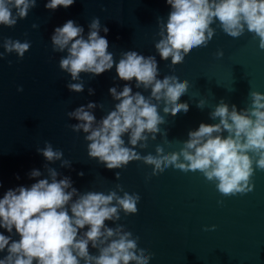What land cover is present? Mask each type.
<instances>
[{"label": "water", "instance_id": "95a60500", "mask_svg": "<svg viewBox=\"0 0 264 264\" xmlns=\"http://www.w3.org/2000/svg\"><path fill=\"white\" fill-rule=\"evenodd\" d=\"M47 2L50 0H37L27 17L17 18L13 27L0 25V198L8 189L30 187L39 179L51 182L49 169H54L57 180L69 177L77 189L68 205L70 215L71 203L89 191H116L121 197L124 192L139 195L136 214L126 215L121 209L120 219L106 220L105 225L113 229L122 225L132 238L138 237V248L146 249L145 255L151 254L148 264H264V170L257 168L254 153H249L253 159L249 181L252 190L225 196L216 187L218 181H208L198 170L184 172L169 166L153 175L155 166L142 159L107 169L88 155L90 142L86 136L90 133L71 127L82 121L68 115L84 106L96 117L92 125L96 128L119 103L109 89L115 87L121 92L125 84L132 87L133 95L140 92L146 99L151 98V86L136 87L135 78L120 80L115 64L128 51L146 59L154 57L156 79L175 76L188 82L186 93L177 103H187L189 110L173 116L164 112L163 100L151 98L164 118V123L158 125L160 131H145L147 141H138L135 146L129 143L130 133H125L123 146L140 157L156 156L157 146L164 149V154L179 152L189 139L188 133L198 130L201 123H219L211 113L221 101L229 105V110L235 105L241 111L250 107L251 92L264 94V49L259 47V38L246 28L240 37L233 38L216 20L209 25L214 34L207 45L193 48L182 63L172 65V57L161 59L156 48L166 37L171 11L166 0H75L70 7L60 6L55 11L45 8ZM12 14L16 15L15 9ZM94 18L100 20V35L109 42L114 66L98 76L82 72L73 80L59 67L67 50H54L51 36L56 27L73 20L83 27L82 35L87 39ZM104 27L109 29L107 34ZM9 38L30 43L23 58L5 50L4 41ZM221 51L223 56H217ZM69 84H83V91H71ZM89 89H94V94L90 95ZM201 101L203 107H198ZM89 102L97 106L88 109ZM214 135L227 137L228 133ZM46 142L54 151L63 152L61 159L48 161L37 151ZM32 170L41 175L30 178ZM80 172L84 175H78ZM85 231L87 226L80 234ZM0 234L10 235L4 228H0ZM11 235L13 240L20 239L15 229ZM88 250L93 256L99 255L91 242ZM4 255L6 252L0 253V258Z\"/></svg>", "mask_w": 264, "mask_h": 264}, {"label": "clouds", "instance_id": "9594fccd", "mask_svg": "<svg viewBox=\"0 0 264 264\" xmlns=\"http://www.w3.org/2000/svg\"><path fill=\"white\" fill-rule=\"evenodd\" d=\"M74 2L50 0L45 8L55 11L60 6L68 8ZM36 3L37 0H0V25L15 26L17 18H26ZM166 4L171 8L166 37L156 44V48L161 59L172 57V65L182 63L184 56L193 48L207 45L214 34L209 25L216 20L223 31L233 38L240 37L246 28L259 38V47L264 49V0H166ZM12 9L16 10L15 16ZM100 27L99 18H94L89 25L87 39L82 35L83 27L73 20L54 29L51 36L54 50L63 52L66 49L68 53L60 60L59 67L70 73L73 80L78 79L82 72L98 76L113 68V54L108 51L106 37L100 35ZM103 32L107 34L109 29L104 27ZM163 32L164 29L162 35ZM4 47L7 52L15 51L23 58L30 43L9 38L5 39ZM217 56H223V52H218ZM115 67L120 80L135 78L136 87L142 84L147 89L151 86V98L164 101L165 113L171 112L175 116L181 111L188 112L187 103H177L186 93L188 82L179 81L175 76L156 79L158 72L154 57L146 59L135 51H128ZM68 88L82 92L83 84H69ZM109 93L119 103L96 128H92L96 117L84 106L68 113L82 121L72 125L73 130L83 129L85 133H90L86 136L90 142L89 157L98 159L109 170L140 159L155 166L153 175L169 166L184 172L198 170L208 181H218L216 187L225 196L252 190L249 181L253 175V159L249 153L258 157L256 166L264 170V94L260 92H251L250 107L241 111L235 105L229 110V105L221 101L211 113V118H219V123H201L198 130L188 133L189 139L179 152L164 154V149L157 146L156 156L149 154L144 157L123 146L122 135L130 133L129 143L135 146L138 141H147L148 137L143 135L145 131L159 132L158 125L164 123V118L157 111L158 105L151 103V98L146 99L140 92L133 95L128 84L121 92L111 87ZM89 94H94V89H89ZM96 106L94 102H89L87 108ZM197 106L203 107V101ZM223 131L228 133L227 137L214 135ZM37 151L48 161L63 156L61 150L54 151L48 142ZM49 174L51 182L39 179L30 187L8 189L0 198V228L10 234H0V253L6 252L0 258V264H81V260L84 264H129L130 261L148 264L151 254L145 255L146 249L138 248V237L132 238V233L125 231L122 225L115 229L105 225L106 220H119L121 209L126 215L136 214L139 195L124 192L121 197L116 191L108 194L89 191L71 203L70 215L68 205L77 194V189L72 187L69 177L57 180L58 173L54 169H49ZM40 175L38 170H32L30 178ZM78 175L83 176L84 173ZM116 177L119 178L118 172ZM69 188L71 191H66ZM86 226L87 231L81 235L80 230ZM13 229L19 240L12 239ZM90 242L93 248L98 249L99 255L89 253Z\"/></svg>", "mask_w": 264, "mask_h": 264}]
</instances>
